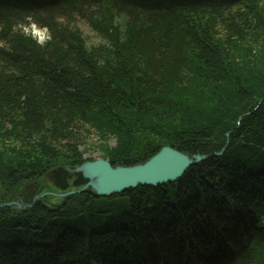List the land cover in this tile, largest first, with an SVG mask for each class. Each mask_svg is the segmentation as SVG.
<instances>
[{"label":"trees","instance_id":"obj_1","mask_svg":"<svg viewBox=\"0 0 264 264\" xmlns=\"http://www.w3.org/2000/svg\"><path fill=\"white\" fill-rule=\"evenodd\" d=\"M91 131L114 167L208 158L24 209ZM0 264H264V0H0Z\"/></svg>","mask_w":264,"mask_h":264},{"label":"water","instance_id":"obj_2","mask_svg":"<svg viewBox=\"0 0 264 264\" xmlns=\"http://www.w3.org/2000/svg\"><path fill=\"white\" fill-rule=\"evenodd\" d=\"M207 158L206 155L186 154L170 146L162 148L147 162L134 166L114 167L102 157L87 161L74 169L69 167L58 169L57 174L61 173L66 176L76 174L78 178L82 177L86 184L78 190L57 195L66 198L89 189L97 197L109 198L140 186L159 187L164 184H175L181 181L193 166L199 165ZM45 195L47 193L35 197L33 203L24 209L31 208ZM18 206L23 208L21 205Z\"/></svg>","mask_w":264,"mask_h":264},{"label":"rangeland","instance_id":"obj_3","mask_svg":"<svg viewBox=\"0 0 264 264\" xmlns=\"http://www.w3.org/2000/svg\"><path fill=\"white\" fill-rule=\"evenodd\" d=\"M81 27L83 28V31L90 43L97 44L100 43L102 40L94 33L92 32L84 23H81ZM37 31L42 32L41 35H37ZM32 34L40 41L44 42V40L47 38L48 33L45 30H40L36 27L33 28ZM80 139L82 142V145L80 146V150L84 152L85 159L89 160H96L99 158H102V152L98 150L96 147L99 144V138L94 132L90 133H80ZM115 141H111V145H114ZM78 178V175H64V174H56L51 173L49 174L45 179L44 182L48 184L49 189L47 195H50L54 198L51 199L52 202H59L60 199L63 197H59L57 194H64L67 193L66 191H69L73 188L80 187L82 183H77L76 179ZM35 186L34 185H28V187L24 190L26 191L25 197L22 198L19 195L17 196V202H13L14 204L23 206L27 201H31L33 199V194ZM70 192V191H69ZM44 193V194H46ZM46 196V195H45ZM11 203V204H13ZM23 204V205H22Z\"/></svg>","mask_w":264,"mask_h":264},{"label":"bare ground","instance_id":"obj_4","mask_svg":"<svg viewBox=\"0 0 264 264\" xmlns=\"http://www.w3.org/2000/svg\"><path fill=\"white\" fill-rule=\"evenodd\" d=\"M36 33H37V35H38V34H39V35H41V34H42V32H40V31H37Z\"/></svg>","mask_w":264,"mask_h":264}]
</instances>
